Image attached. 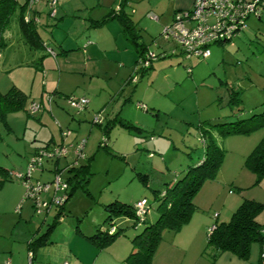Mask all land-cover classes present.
I'll use <instances>...</instances> for the list:
<instances>
[{"label": "rangeland", "instance_id": "obj_1", "mask_svg": "<svg viewBox=\"0 0 264 264\" xmlns=\"http://www.w3.org/2000/svg\"><path fill=\"white\" fill-rule=\"evenodd\" d=\"M25 1L17 0L16 9L10 15L3 34L5 44L0 49V92L17 87L27 95L28 108L32 102H40L43 108L41 115L38 112L27 114L17 111L7 114L5 122L0 119V181L3 180L0 200L5 202L6 209L12 207L20 192L13 211L8 212V217L12 216L15 222L13 236L15 240L20 236L24 240L28 237L26 233L31 234L40 226L45 230L53 217V207L47 213L34 212L31 200L24 198L23 186L15 179H8V173L23 170V164L30 158L32 150L47 143L51 135L58 139L59 127L52 108L59 101L68 117L74 116L69 120V127L62 131L73 130L78 140L86 139L84 161L89 174L86 182L80 185L72 183V192L63 207L64 215L56 224L57 240L52 247L41 248L39 253L44 257L49 252L57 256L70 229L72 232L78 229L85 235L95 233L99 225L102 229L108 225L106 218L110 204L134 205L145 198L150 204L145 222L137 224L132 218H118L116 225L121 230L111 241L97 247L104 263L129 264L126 257L132 249V237L154 223L159 215L155 201L159 191L173 185L189 165L196 164L202 157L204 146L199 126H205L207 121L217 124L248 119L252 114L264 111V15L260 20L248 18L246 29L229 43L210 45V56L204 60L182 59L174 54L157 59L156 66L139 76L136 83L127 85L131 88L135 86V89L133 95L128 94L130 100L122 105L121 116L134 123L140 122L141 131L115 124L108 133L106 148H100L98 143L103 139L102 132L98 125L91 123V119L99 113L103 126L111 117L107 109H113V103L110 101L108 107H103L106 94L99 91L101 82L105 81L95 78L86 84L100 98L96 99L97 108L93 111L92 97L87 96L89 109L79 118L75 116L79 112L69 109L58 93L52 96L54 98L49 104L47 99L57 82L58 70L55 64L41 65L33 55L42 53L43 60L51 58L50 54L45 55L43 49H28L19 34L18 16L26 12ZM89 1L96 5L98 0ZM103 1L113 8L118 5V0ZM192 1L129 0L127 9L134 10L130 17L140 33V40L150 50H160L151 44L152 38L157 37L170 46L168 49L178 52L176 44L168 42L159 33L172 21V15L178 12L176 9H190ZM59 3L60 0H57L52 7L45 0L32 3L33 9L37 6L42 14L41 24L35 26L38 34L50 47L58 50L51 32L60 29L59 25L71 26L76 31L81 25V14L73 9L67 10L61 22ZM50 9L52 17L44 16ZM149 13L158 16L159 20L149 17ZM190 66L191 73L187 70ZM86 79L63 75L60 89L62 93L83 96L80 90ZM231 90L239 92L240 101L236 104L229 103ZM101 96H104V102ZM137 103L145 110L138 108ZM60 126L66 127L62 123ZM213 132L216 134V131ZM262 137L264 125L247 134L216 136L218 144L225 150L217 176L205 181L196 193L192 199L195 209L181 229L176 233L168 230L161 232V240L150 264H258L261 261L260 253H264V245L259 242L251 244L249 257L245 260L229 252L217 253L207 246L206 237L213 224L229 220L243 199L264 204V176L258 179L244 164L245 157ZM49 164L53 168L52 162ZM65 164V159H60L59 169L62 170ZM64 175L62 171L61 176ZM34 177L51 180L53 174L47 170ZM25 204L30 206V213L27 217L22 215L17 223L18 214ZM257 220L264 223V209L257 215Z\"/></svg>", "mask_w": 264, "mask_h": 264}, {"label": "trees", "instance_id": "obj_2", "mask_svg": "<svg viewBox=\"0 0 264 264\" xmlns=\"http://www.w3.org/2000/svg\"><path fill=\"white\" fill-rule=\"evenodd\" d=\"M38 1V0H37ZM34 1V2H37ZM17 0H0V49L5 44L4 42V32L8 27L10 15L16 9ZM29 0L24 2V6L26 8L25 13H20L18 16V28L23 38L25 44L31 49H45L48 48V43L43 41L38 34L35 26L36 24H40L39 16L37 10L33 9L32 4L30 5L31 18L29 21L25 20L26 15L28 14V5ZM46 2V1H45ZM47 4V2H46ZM128 0H120L118 5L106 15V17L102 18L101 21H106L110 18H117L120 20L124 33H126L127 37L131 42H133L136 51L138 52V57L135 64L132 67L131 74L127 80H125L124 84H134L138 81L139 76H143L149 69L152 68V63L159 58L168 57L172 54L179 55L182 59H206L210 56L201 58V57H189L185 58L183 49L178 45L177 42L173 41L178 47V52L174 50L166 51L160 49L159 51L150 50L147 45L143 41H137V38H140V35L135 29V24L132 22L130 17V13L125 12L123 9L127 6ZM23 6V7H24ZM186 10V9H176ZM189 10V9H187ZM262 10H264V6L261 7V11L259 15L249 14L244 19V27L236 34L238 35L247 27V19L250 17H254L256 19H260L262 16ZM22 12V11H21ZM51 9L47 13V17L51 15ZM175 14V13H174ZM52 17V16H51ZM36 19V21H35ZM174 19V15L172 20ZM171 23V22H170ZM162 30V29H161ZM235 35V36H236ZM159 36H162L161 31ZM172 41V40H167ZM231 40L223 41V42H211L207 48L212 44H224L229 43ZM155 44V42H153ZM50 49V48H49ZM64 52H66L64 50ZM154 54V57H148V53ZM49 54H54V52L50 49L47 51ZM42 57V56H41ZM41 57L39 58L41 60ZM144 61H147L145 64ZM40 63V62H39ZM192 67L187 68L188 72L191 73ZM138 75V77H137ZM56 92H53L52 95L49 96V104L52 101ZM230 100L229 103H238L240 101L239 92L231 90L230 92ZM65 101L68 104L69 97H84L85 96H75L74 94H63ZM87 100V98H86ZM88 105L85 104V107L82 110H76L68 104L71 109H74L76 112H82L86 109ZM136 106L140 109H144V106L137 103ZM17 111H25L27 114H32L28 112L27 107V95L18 89L17 87L10 88L7 92H0V119L5 122L6 115L9 113L17 112ZM99 115L96 113L94 116ZM93 116V118H94ZM100 117V115H99ZM91 119V123L94 125H98L102 132L103 139L99 141L98 147L106 148L107 146V138L109 130L115 125L128 129L135 130L140 132L141 129L134 126L131 122L127 120H123L118 115H115L112 119L108 120L102 126L101 122L95 123ZM264 125V111L259 113L252 114L248 119H240L230 122H223L217 124H210L208 121L205 122V126H199L200 137L203 144L204 152L200 161L196 164L189 165L187 169L184 171V174L181 178L177 179L175 183L171 186H166L163 191H159L156 196L155 201H157L156 209L158 210V217L154 221V223L145 226L139 233L135 234L131 239L132 249L129 255L126 257V261L129 264H150L151 258L157 248L158 243L161 240V232L163 230H168L173 233L178 232L181 227L189 220L192 211L195 209V206L192 203V199L199 191L201 186L205 181L213 180L218 174L220 169V165L225 153V150L218 144L215 136L213 135V131H216L217 135L226 136L231 134H247L259 127ZM61 136H67L71 133V130H60ZM68 132V133H67ZM152 135H150V138ZM81 140H84V144L82 147L83 158L78 160L76 165H70L72 161L75 159V156L71 153L70 147H75L79 144ZM86 145V139H80L73 143H54L52 140H49L48 143L36 147L32 153L30 158L39 150L40 148L47 147H66L69 148L68 154L66 156H61L59 158H54L53 160H45L42 161L40 165L31 173V179L33 182H41V183H51V180H45L36 178L35 176L38 173V176L42 175L44 171H51L54 177V174L60 171L58 167V161L62 158L65 159L66 164L62 167L64 168L61 172H65L64 181L67 183V189L65 191V200L61 205H54V214L51 220V223L48 224L44 233L39 235L36 238L30 239L28 244V253L31 252L30 262L28 264H32L33 254L35 249L42 245L44 238L48 235V232L52 230V228L60 221L61 216L64 215L63 207L64 204L69 199V196L72 192L73 186L72 183L75 182V185H80L82 182H86L87 176L89 174L88 165L85 163V154L84 147ZM30 158L25 162L23 166V170L18 172H9L8 179L17 180L24 188L23 176L26 174L27 165ZM50 162L53 164V168L50 166ZM245 166L253 172L256 177L259 179L261 176H264V137L260 139L257 145L253 148V150L245 157L244 159ZM15 173H20L19 176L14 175ZM7 179V178H6ZM2 181H0V186L2 185ZM45 194H43L44 197ZM25 198V196H24ZM31 200L33 204V199ZM145 199V198H144ZM107 215V223L109 226V222L112 221L115 224V231L111 234L107 233L106 230H102V228L97 227L95 233L91 236H87V238L97 247H102L105 243L111 241L117 234L118 231L121 230L116 225V221L120 216L124 218H132L135 223H144L146 215L150 211V204L146 199V208L145 213L140 220L135 214L134 205L124 204V203H112L110 204ZM264 209V204L251 200V199H243L239 206L235 209V211L230 216L229 220L226 222L215 223L209 229V232L206 237L207 246H211L217 253L229 252L233 256L242 258L247 260L249 257L251 244L254 242H259L261 245H264V223H260L257 220V215L259 212ZM35 212V211H34ZM104 228V229H106ZM260 262L258 264H264V253H260ZM29 260V259H28Z\"/></svg>", "mask_w": 264, "mask_h": 264}, {"label": "crops", "instance_id": "obj_3", "mask_svg": "<svg viewBox=\"0 0 264 264\" xmlns=\"http://www.w3.org/2000/svg\"><path fill=\"white\" fill-rule=\"evenodd\" d=\"M119 1L120 0H118V2ZM173 1L176 3H182V0ZM95 4L96 5H94L93 2L89 0H60L58 10L61 22L66 17L67 10L73 9L74 11H78V13L81 14V16L79 17V20L81 22V25L79 27L80 29L76 31L71 26L65 27V24L62 26L59 25V27H61L60 29H54L51 32V35L56 41V45L58 46L59 50L50 47L48 44V48H50L54 52V54H50L51 58L40 60L39 58L41 57V55H43L42 53H36L35 55H33V57L36 58L38 62H40V64L43 66L50 63L55 64L58 73L57 82L54 85L52 93H58V95H60L59 97H61V100H64L63 94H66L62 93L60 89V81L63 75H74V77H79L81 79L87 77L86 82H82L84 84V87L80 91L82 92L81 95L85 97L91 95V103L93 106H95L91 107L94 111L96 110L95 108H97L96 99L100 98V96L96 97L97 94L90 90L89 87H86V84L88 82H91L95 78L97 79V81L98 79L104 80L105 82L102 81V84L99 87L100 93L102 92L106 94L105 102L104 96H101L104 102L103 107H108L107 103L109 104L110 101H112L113 103V109H107L110 112L109 114L111 115V117L107 120H110L115 115H118L123 120H127L134 126L142 129L139 126V124H141L140 122L136 121V123H134L133 121H131V119H126L121 116V112L123 110L122 105L130 100L131 97L128 96V94L133 95V91L135 89V86L131 88V86L125 85L124 82L129 78L131 74L132 67L138 57V52L136 51L133 42H131V40H129V38L126 36L127 34L124 33L119 19L110 18L104 22L101 21L102 18L106 17V15L112 10L114 6L112 7L108 2L104 3L103 0H98ZM127 6H125L123 10L127 13H133L134 10H131L129 12ZM35 8V10H37L38 12L37 14L39 16V21L41 24V10L37 6H35ZM45 15L47 16L46 13L44 14V16ZM262 15H264V10H262ZM157 20H159V17ZM66 21L67 20H65V22ZM61 22L60 24H62ZM132 22L135 24L133 20ZM135 29H137L136 24ZM137 41L141 42L140 38H137ZM153 42H155V44ZM151 44L158 49L160 48L166 51L170 50L168 49L170 48V46L162 43L159 39H157V37L152 38ZM28 49L37 50V48ZM64 50L66 52H64ZM43 52L45 55L49 54L44 48ZM156 61L152 63V67H154V65L156 66ZM65 103L67 104L66 101ZM89 104L90 102H88L86 109H84L82 112L76 113L77 115L75 116L78 118L80 116H83V114L88 111ZM54 107L55 109H53ZM53 108V116L58 120L55 121L57 126L59 127L57 133L58 139L55 140L51 135L49 140H52L56 144L62 142H76L79 138L76 136V134H74L73 130H71V133L69 135L64 137H62L60 134V130L69 127V120L73 119L74 116L70 115L69 118L68 114L62 108V104L61 106L59 105V101H57V103L53 105ZM68 108L71 109L69 106ZM38 113L41 115L42 111ZM49 113L50 116H52L51 110ZM60 123H62L63 126L66 127H61ZM213 135L216 138L217 133L215 134L213 132ZM201 158H199L197 162H199ZM27 160L28 159H26L25 162ZM19 196L20 192L17 194L16 201L9 209H6L5 202H3V200H0V264H28L29 260L27 242L30 239L36 238L44 233L48 224L51 223L50 221V223L46 224L45 230H43L44 228L40 226L33 233H26V235L28 234V237L24 239L26 241H24L21 236L15 240L12 228L15 222L13 221L12 216L8 217V212L13 211L14 204L17 202ZM49 196L50 192L45 194L44 198L47 199L49 198ZM29 213L30 206L28 204H25L22 212L18 214L19 216L18 219H16V222H19V220L22 218V215L26 216ZM121 218H123V216L119 217V219ZM98 227L100 228L101 226L99 225ZM55 234L56 225L52 228L51 231L48 232V235L44 238L42 245L35 249L32 264H35V259L37 260L36 264H56L62 261H67L68 264H106L104 263L103 258L100 256L102 255V253L100 254V251L96 248V246L87 238V236H91L93 232L91 234L89 233V235H85L82 234V232H79L78 229H76L74 232H72V230L70 229V231L66 233L67 236L62 242L60 246V252L57 256L52 255L50 252L45 257L42 256L39 253V250L47 246L52 247L54 242H56L58 236ZM51 236H54V238L51 239Z\"/></svg>", "mask_w": 264, "mask_h": 264}, {"label": "built area", "instance_id": "obj_4", "mask_svg": "<svg viewBox=\"0 0 264 264\" xmlns=\"http://www.w3.org/2000/svg\"><path fill=\"white\" fill-rule=\"evenodd\" d=\"M37 0H29L28 14L26 21L31 18L30 5ZM49 6H55L57 0H45ZM264 6V0H193L189 10H180L174 14L171 23L163 26L161 34L165 40H172L178 43L183 49L185 58L209 56L210 51L207 46L211 42H223L231 40L243 27L244 19L249 14L259 15L261 7ZM54 11V10H53ZM51 16L53 12L51 10ZM149 17L157 20L158 17L153 13L148 14ZM32 19V18H31ZM36 21V19H35ZM47 51H50L47 48ZM148 57H154L151 52ZM147 64V61H144ZM49 103V99H47ZM87 103L84 97H69L68 104L76 110H82ZM40 102H32L28 111L35 114L42 110ZM93 121L100 123L99 115L94 116ZM68 133V132H67ZM84 140H81L75 147H70L71 153L75 159L70 165H76L78 160L83 158L82 147ZM69 148L66 147H47L40 148L30 158L26 174L23 176L25 186V198L33 199V210L36 213L49 211L54 205H61L65 200V191L67 183L61 176L60 171L56 172L51 183L33 182L31 173L45 160H53L68 154ZM64 169V168H63ZM62 169V170H63ZM14 175L19 176L20 173ZM50 192L49 198H44L43 194ZM135 214L141 220L146 208V199L142 198L134 204ZM114 222L110 221L106 229L111 234L115 231ZM264 231V230H262ZM31 252L28 253L30 262ZM56 264H68L62 261Z\"/></svg>", "mask_w": 264, "mask_h": 264}]
</instances>
